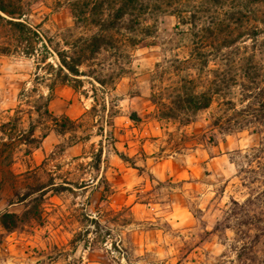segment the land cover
I'll list each match as a JSON object with an SVG mask.
<instances>
[{"label": "rangeland", "instance_id": "1", "mask_svg": "<svg viewBox=\"0 0 264 264\" xmlns=\"http://www.w3.org/2000/svg\"><path fill=\"white\" fill-rule=\"evenodd\" d=\"M140 2L0 0V264H264V0Z\"/></svg>", "mask_w": 264, "mask_h": 264}, {"label": "trees", "instance_id": "2", "mask_svg": "<svg viewBox=\"0 0 264 264\" xmlns=\"http://www.w3.org/2000/svg\"><path fill=\"white\" fill-rule=\"evenodd\" d=\"M127 4L129 7V11H130L131 16H133V15L138 16V14L141 15V13L144 9H148V7L143 6V3L140 2V0H128ZM0 11L9 17H12V15H14L13 13L7 12V10L3 6H1V3H0ZM0 19H3V18L0 17ZM8 23L10 25H13L15 30L17 32H19L20 34H24L25 32H27V33L31 32L30 28H28L27 26H25L21 22L8 21ZM134 25L137 26V25H139V23L134 22ZM108 29H111V27L106 28L105 30L107 31ZM28 38L29 37H26V38H24V40H28ZM99 38L102 39L101 40L102 42H103V39L105 40V37H103V36L99 37ZM107 40H111V39L108 37ZM59 60H60L61 67L63 69H65L69 74H71L73 76L79 75V71L77 69L78 63H77L76 59H74L73 57L68 58L67 56L61 55V56H59ZM61 67L59 68V70H61ZM67 122L70 123V120L69 121L67 120ZM66 125H67L66 123H63L61 126L64 128ZM34 129H35L34 125H31L27 132H20V135L18 136V138L30 139V140L22 139L20 142L21 145H27V143H31L34 141L32 139ZM100 157H101V150L99 149V150H97V152L95 154H93L92 161H91L92 168L95 169L96 171L98 170V166L100 163ZM119 157L121 160L126 161L125 156L119 155ZM44 162L45 161H43L42 163H44ZM92 182H95L96 185H103L104 192H110L111 191V188H110L107 180H105V178L103 176H101L100 178L95 177ZM70 185H77V184H74L73 182L55 183L53 178L49 177V180L47 182L36 183L33 186L32 192L30 194L22 195L20 198V202L25 201V199L33 193H37V194H39V196H43L47 191H52V192H56V193L63 192V191H71L72 188L70 187ZM87 185H89V184H83L77 188H82V187H85ZM18 218H19V216L15 215V214L3 213L1 215V220H2L1 225H2L3 229H5L6 231H8L9 229H14L16 227L15 225L17 224V222H19Z\"/></svg>", "mask_w": 264, "mask_h": 264}]
</instances>
